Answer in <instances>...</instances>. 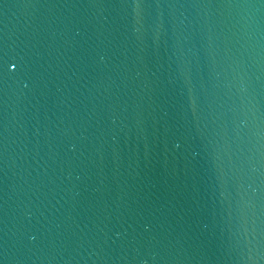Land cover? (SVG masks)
<instances>
[{"label": "water", "instance_id": "95a60500", "mask_svg": "<svg viewBox=\"0 0 264 264\" xmlns=\"http://www.w3.org/2000/svg\"><path fill=\"white\" fill-rule=\"evenodd\" d=\"M0 264H264V0H0Z\"/></svg>", "mask_w": 264, "mask_h": 264}]
</instances>
